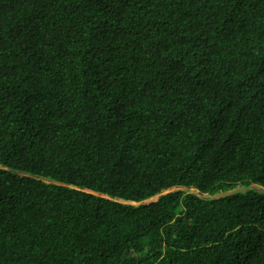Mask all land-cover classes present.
<instances>
[{"label": "trees", "instance_id": "16d2710c", "mask_svg": "<svg viewBox=\"0 0 264 264\" xmlns=\"http://www.w3.org/2000/svg\"><path fill=\"white\" fill-rule=\"evenodd\" d=\"M262 188L264 0H0V264H264Z\"/></svg>", "mask_w": 264, "mask_h": 264}, {"label": "rangeland", "instance_id": "374dc122", "mask_svg": "<svg viewBox=\"0 0 264 264\" xmlns=\"http://www.w3.org/2000/svg\"><path fill=\"white\" fill-rule=\"evenodd\" d=\"M258 188V187H257ZM177 190V189H185V190H187V191H192V192H198V190H196V189H194V188H185V187H177V186H175V187H172V188H170V189H167L166 190V193L167 192H169V191H171V190ZM239 189H242V187H238L237 189H235V190H239ZM235 190H233V191H235ZM262 190H264V188H262ZM232 191V190H231ZM231 191H229V192H231ZM217 195H219V194H217ZM158 196H160V194H157V195H154V196H152L151 198H149V199H146V202H150V201H153V200H155ZM202 196H208L207 194H204V195H202Z\"/></svg>", "mask_w": 264, "mask_h": 264}, {"label": "water", "instance_id": "95a60500", "mask_svg": "<svg viewBox=\"0 0 264 264\" xmlns=\"http://www.w3.org/2000/svg\"><path fill=\"white\" fill-rule=\"evenodd\" d=\"M164 193H166V190H164L163 192H161L160 195H161V194H164ZM158 197H159V196H158ZM158 197H157L156 199H158ZM156 199H155V200H156ZM121 201H123V200H121ZM125 202H130V201H125Z\"/></svg>", "mask_w": 264, "mask_h": 264}, {"label": "bare ground", "instance_id": "6f19581e", "mask_svg": "<svg viewBox=\"0 0 264 264\" xmlns=\"http://www.w3.org/2000/svg\"><path fill=\"white\" fill-rule=\"evenodd\" d=\"M72 114H73V113H72ZM80 130H81V129H80ZM80 130H79V131H80ZM91 130H92V129H91ZM91 132H92V131H91ZM88 134H89V133H88ZM88 134H87V135H88ZM84 136H85V135H84ZM91 137H92V136H91Z\"/></svg>", "mask_w": 264, "mask_h": 264}, {"label": "clouds", "instance_id": "9594fccd", "mask_svg": "<svg viewBox=\"0 0 264 264\" xmlns=\"http://www.w3.org/2000/svg\"><path fill=\"white\" fill-rule=\"evenodd\" d=\"M178 187H180V186H178ZM259 188V187H258ZM237 189V188H236ZM235 190V189H234ZM233 191V190H232ZM130 202H132V201H130Z\"/></svg>", "mask_w": 264, "mask_h": 264}]
</instances>
